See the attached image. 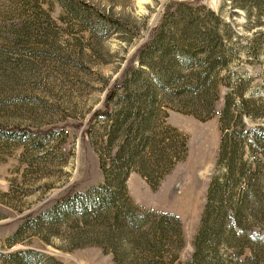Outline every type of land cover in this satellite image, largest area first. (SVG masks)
Segmentation results:
<instances>
[{
  "label": "rangeland",
  "instance_id": "rangeland-1",
  "mask_svg": "<svg viewBox=\"0 0 264 264\" xmlns=\"http://www.w3.org/2000/svg\"><path fill=\"white\" fill-rule=\"evenodd\" d=\"M168 1L0 0V128L25 131H0V264H36V260L45 264L51 256L61 264H115L108 245L111 234L105 230L107 220H92L85 226L80 214L81 204L93 201L108 183L101 157L110 171L111 185L123 162L122 157L114 162L104 147L112 125V119L103 113L105 99L114 84L111 105L115 111L124 105L117 98L128 95L148 100L155 92L151 128L165 134L174 146L183 136L188 139L186 156L179 160L181 153L173 150L166 170L151 165L146 151L138 159L142 163L124 165L129 174L120 202L128 203L138 214L177 215L184 244L175 264L190 263L210 192L228 179L220 157V117L199 118L184 111L193 109L151 82L139 72V64L134 62L126 69ZM200 1L216 11L222 9L227 21L235 20L240 38H234L233 45L239 57L232 58L222 75L235 86L239 78L246 79L243 97L252 106L245 117L247 127L257 129L262 138L264 53L256 58L246 53L255 32L245 30L242 10L231 16L232 10L223 0ZM174 88L166 89L176 93ZM222 88L223 95L227 89ZM240 100L236 98V102ZM136 111L132 118L138 115ZM120 139L113 156L124 143ZM262 156L263 149H246L237 158V166L247 163V175L252 179L235 176L238 185L228 183L223 189L226 197L234 195L232 203L225 204L228 215L216 255L229 262L235 258L246 263V257L253 254L252 246L264 245V174L257 159ZM141 168L151 172L155 189L138 171ZM68 193L78 200L73 212L62 205ZM239 208L241 213L244 210L243 225L235 226ZM99 239L102 246L92 244Z\"/></svg>",
  "mask_w": 264,
  "mask_h": 264
},
{
  "label": "trees",
  "instance_id": "trees-1",
  "mask_svg": "<svg viewBox=\"0 0 264 264\" xmlns=\"http://www.w3.org/2000/svg\"><path fill=\"white\" fill-rule=\"evenodd\" d=\"M225 3L232 10L231 16L239 14L242 10L245 16V30L255 32L250 44L246 46V53L254 58L258 57L259 53H264V39L261 40L264 38V0H223V4ZM237 37L240 38V34L236 29L235 20L227 21L223 18L222 9L216 11L200 0H170L165 4L159 22L151 29L148 40L136 48L126 67L131 68L134 62L139 64V72H143L165 93L180 97L184 107L193 109L184 111L199 118L215 114L220 117L223 132L220 157L227 166L228 179L226 183L219 184L210 192V201L202 216L197 236L199 240L195 243L194 255L188 264H264V245L260 246L261 248L252 246L253 254L245 258L246 263L244 259L239 261L235 258L229 262L216 255L217 244L224 230V220L228 215L225 204H231L234 195L226 197L223 189L228 183H232L234 187L238 185L239 179H234L235 176L247 177L249 181L252 179L247 175L248 164L242 162L238 168L237 158L246 149L264 150V137H259L257 129L247 127L245 117L252 112V106L246 104L243 97L246 79L239 78L240 83L235 86L229 82L230 78L222 75L229 70L232 58L239 57V51L233 45V39ZM135 75L136 73L133 76ZM131 81L133 79L129 80ZM129 82L126 81L125 85L129 86ZM170 86H175L174 91L177 92L168 91L166 88ZM115 87L117 84L108 90L105 99L106 110L103 113L112 119V125L107 132L104 147L114 162L117 157H122L123 162L117 166L116 179L111 185L110 171L106 170L105 161L101 157V168L106 178L108 177V183L100 188V195L93 201L81 204V221H84L85 226H89L92 220H107L105 230L111 234V242L108 245L112 247L110 251L114 254L115 264H175L179 258L177 251L184 244L183 226L179 217L172 213L153 215L151 211L138 214L128 203L120 202V199L122 191L126 190L125 181L129 174L124 165L126 167L137 161L142 163L138 159H141L140 155L144 158L142 153L146 151L150 155L151 165H155L158 171L166 170L170 167L169 159L174 153L173 150L177 148V153H181L179 160L186 156L188 139L183 136L179 144L174 146L165 134L154 127L151 128L149 124L150 116L155 111V92H151L148 100L131 98L128 95L117 98L116 102L124 105L121 111H115L111 105L116 95ZM222 87L227 89L223 95ZM237 97H240V102H236ZM168 107L173 106L168 104ZM132 109H138L135 118L131 117L134 113ZM0 131L25 132L18 128H0ZM118 139L124 143L113 156L111 153ZM257 159L260 162L259 169L264 174V156ZM138 171L155 189L151 182V172L142 168ZM248 189H245L246 195ZM247 197L245 196L244 203L247 202ZM63 199L68 200L62 205L69 207V211L73 212L78 200L69 193ZM258 199L257 197L259 203ZM58 208L59 206L55 210ZM240 208L236 209L235 226L243 225L244 210L241 213ZM92 244L103 245L100 239ZM211 255L216 258L215 262L211 260ZM36 264L41 262L36 260ZM45 264L61 263L51 256L46 258Z\"/></svg>",
  "mask_w": 264,
  "mask_h": 264
}]
</instances>
